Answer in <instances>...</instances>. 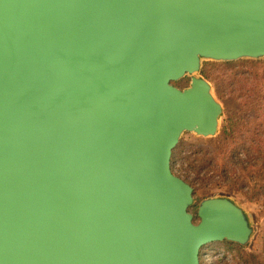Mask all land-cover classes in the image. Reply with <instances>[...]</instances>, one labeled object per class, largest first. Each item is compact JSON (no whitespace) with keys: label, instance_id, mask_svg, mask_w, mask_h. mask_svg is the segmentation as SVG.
<instances>
[{"label":"water","instance_id":"95a60500","mask_svg":"<svg viewBox=\"0 0 264 264\" xmlns=\"http://www.w3.org/2000/svg\"><path fill=\"white\" fill-rule=\"evenodd\" d=\"M241 60H264V0H0V264L247 246L245 208L174 171L185 134L220 132L204 64Z\"/></svg>","mask_w":264,"mask_h":264},{"label":"rangeland","instance_id":"374dc122","mask_svg":"<svg viewBox=\"0 0 264 264\" xmlns=\"http://www.w3.org/2000/svg\"><path fill=\"white\" fill-rule=\"evenodd\" d=\"M245 60L237 61L238 65L230 66L226 63L207 62L203 67V75L211 82L214 88L215 95L223 104L224 116L221 119L220 132L213 138L197 137L193 134H185L182 138L179 149L176 150L175 155L179 157V161L174 163V171L177 175L185 179L187 182H193L196 175L190 172V162L195 161L198 156L206 155L207 157H216L217 153L222 152L226 146L230 145L232 140L241 138V134L246 133L247 129H253L256 123L253 118H247L249 107L242 100L237 99L241 93H247L253 89L254 97L258 98L264 82L261 80L254 81L248 88L242 89L239 85L232 84L235 71H241L242 76H247L248 79L241 82L247 83L252 78L249 75L251 72L250 66L243 64ZM242 62V63H241ZM264 62V60H261ZM209 64V65H207ZM262 74V69L259 70ZM188 84V80L179 83V86L184 87ZM243 84V83H242ZM236 124V125H235ZM235 126L236 132H232L230 126ZM223 128L230 130L228 135H223ZM230 133V134H229ZM248 136V135H246ZM259 147L264 148V138L261 140ZM200 154L197 151L202 150ZM208 151V152H205ZM219 162V158H215V163ZM220 168V166H216ZM241 184V183H240ZM240 184L225 185L218 176L217 172H210L205 179L203 185H196L195 199L199 203L201 200L211 197L224 195L234 199L240 206L245 208L251 221L255 227V234L243 252L246 254L254 253L259 256L264 254V203L261 200L252 198L253 185L251 189L247 187H240ZM201 264H243V261L235 256V253L230 251L225 243L211 244L203 250Z\"/></svg>","mask_w":264,"mask_h":264},{"label":"trees","instance_id":"16d2710c","mask_svg":"<svg viewBox=\"0 0 264 264\" xmlns=\"http://www.w3.org/2000/svg\"><path fill=\"white\" fill-rule=\"evenodd\" d=\"M237 63L240 62H229L226 63V65L236 67V65H238ZM245 63L250 66L251 72H249V75H251L252 78L247 83H245V81L241 82V79H248V74L247 76H242L241 74L243 73L241 71H235L237 74L231 81L232 84H237L242 89H245L258 79L264 82V62H261V60H245L243 64ZM260 69H262V74H259ZM249 89L251 93L248 91L244 94L241 93L237 96V99L243 100L245 104H247V107H249L247 118L251 117L256 121L253 129H247L246 133L241 134V138L232 140V143L226 146L222 152L217 153L216 157H207L206 155L208 154L205 153V155L198 156L196 162H190V168L188 170L194 173L196 178L193 182L189 183L195 188V192L197 190L195 184L199 186L203 185L210 172H217L219 178L225 185L230 186L241 183L240 187L245 186L249 189H251L250 186L253 185V190H251L252 198L261 200L264 203V148L259 147L261 140L264 138V84L258 98L254 97L253 89ZM231 128L232 125L230 126V129ZM227 131L235 133V126H233L231 131L223 128V135L227 136ZM203 150L204 149L197 151V154H200ZM215 158H219V162L215 163ZM179 160V157L175 155V163ZM218 165L220 166L219 169L216 168ZM196 210L197 207H194L192 212L195 214ZM223 243L226 244V247L230 251L235 253V256H237L240 261H243V264H264V254L263 256H259L254 253L246 254L243 252V249L248 245L243 247L227 241Z\"/></svg>","mask_w":264,"mask_h":264}]
</instances>
